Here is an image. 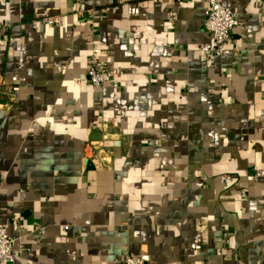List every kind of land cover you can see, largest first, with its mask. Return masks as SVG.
I'll use <instances>...</instances> for the list:
<instances>
[{
  "label": "crops",
  "instance_id": "1",
  "mask_svg": "<svg viewBox=\"0 0 264 264\" xmlns=\"http://www.w3.org/2000/svg\"><path fill=\"white\" fill-rule=\"evenodd\" d=\"M224 1L232 50L207 68L204 0H81L86 22L71 0H0V77L19 87L0 95L11 264H264V0ZM48 15L63 20L29 24ZM93 47L117 87L88 83ZM100 146L112 166L89 160Z\"/></svg>",
  "mask_w": 264,
  "mask_h": 264
},
{
  "label": "built area",
  "instance_id": "2",
  "mask_svg": "<svg viewBox=\"0 0 264 264\" xmlns=\"http://www.w3.org/2000/svg\"><path fill=\"white\" fill-rule=\"evenodd\" d=\"M206 8L203 17V29L208 34V39L199 45V50L202 53V64L204 67H211L215 58L227 55L231 52V48L227 46L231 31L237 26L235 13L229 8L224 0H204ZM71 10L79 21H90L93 9L84 8L81 5V0H71ZM168 16L171 20L176 19V13L170 9ZM63 20L62 15H48L39 18H32L29 24L33 28L40 25L44 26H58ZM10 25L7 22L0 23V29L8 30ZM234 51L237 47L234 46ZM52 67L57 72H62L66 69V65L61 62H53ZM121 75V72L114 68H107L97 57V49L93 47L87 61V81L93 87H102L107 82H110L112 87H117L115 78ZM0 95L6 99L5 105L11 107L19 100V87L17 85H10L3 83L0 77ZM103 135L110 134L112 127V120H100L96 126ZM103 143L100 142V145ZM93 146V145H92ZM95 149V148H94ZM102 146L93 152L89 158L95 168H105L112 166V151H103ZM257 176H262L263 171L260 170ZM222 183H229L231 176L224 174L221 176ZM243 193V191H242ZM21 219V218H19ZM15 246V239L8 235L4 224L0 223V261L6 264H11L14 260L13 248ZM120 264H144V261L138 257L129 254H123L116 259ZM259 264V263H258Z\"/></svg>",
  "mask_w": 264,
  "mask_h": 264
},
{
  "label": "rangeland",
  "instance_id": "3",
  "mask_svg": "<svg viewBox=\"0 0 264 264\" xmlns=\"http://www.w3.org/2000/svg\"><path fill=\"white\" fill-rule=\"evenodd\" d=\"M228 5V4H227ZM230 8V7H229ZM231 9V8H230ZM233 31V30H232Z\"/></svg>",
  "mask_w": 264,
  "mask_h": 264
},
{
  "label": "trees",
  "instance_id": "4",
  "mask_svg": "<svg viewBox=\"0 0 264 264\" xmlns=\"http://www.w3.org/2000/svg\"><path fill=\"white\" fill-rule=\"evenodd\" d=\"M135 257V256H134Z\"/></svg>",
  "mask_w": 264,
  "mask_h": 264
}]
</instances>
